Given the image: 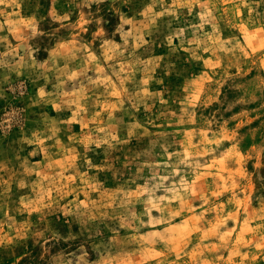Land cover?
<instances>
[{
  "label": "rangeland",
  "instance_id": "374dc122",
  "mask_svg": "<svg viewBox=\"0 0 264 264\" xmlns=\"http://www.w3.org/2000/svg\"><path fill=\"white\" fill-rule=\"evenodd\" d=\"M0 264H264V0H0Z\"/></svg>",
  "mask_w": 264,
  "mask_h": 264
}]
</instances>
